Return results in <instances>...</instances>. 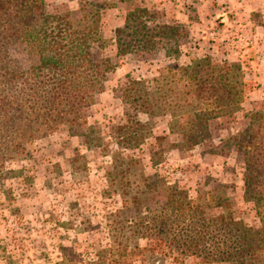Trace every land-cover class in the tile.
<instances>
[{
	"label": "rangeland",
	"instance_id": "obj_1",
	"mask_svg": "<svg viewBox=\"0 0 264 264\" xmlns=\"http://www.w3.org/2000/svg\"><path fill=\"white\" fill-rule=\"evenodd\" d=\"M44 2L47 10L69 12L75 20L85 11L92 14L98 9L100 13L104 43L96 50L116 68L85 112L107 149H87L80 137L61 130L35 141L30 157L0 167V264H91L102 250L106 257L115 253L116 264H198L192 258L177 262L164 255L166 251L156 252L155 258L145 256L150 253L147 240L127 229L121 233L127 241L114 240L110 220L123 207L108 175L113 171L111 155L118 151L140 161L135 172L158 175L167 186L186 190L191 198L209 197L228 204L208 209L209 214H231L258 228L264 209L244 199L241 156L220 140L243 128L246 120L240 117L227 130L216 122L210 138L192 149L170 133L167 117L160 114L137 115L144 123V142L137 148L117 147L113 127L124 125L130 112L122 98L129 78L150 79L170 64L188 65L204 57L213 64L238 65L246 90L244 112L264 110V0ZM136 7L150 12L143 20L151 31L144 32L154 44L149 50L140 48L119 56L115 29L124 26L127 12ZM131 37L124 39L129 42ZM133 181L137 183L138 177ZM156 195L149 203L153 207L163 200ZM132 211L124 220L135 215ZM118 220L122 221L119 227L130 224Z\"/></svg>",
	"mask_w": 264,
	"mask_h": 264
},
{
	"label": "trees",
	"instance_id": "obj_2",
	"mask_svg": "<svg viewBox=\"0 0 264 264\" xmlns=\"http://www.w3.org/2000/svg\"><path fill=\"white\" fill-rule=\"evenodd\" d=\"M97 10L75 20L69 12L47 10L44 0H0V167L30 157L35 141L61 130L80 137L87 149H107L85 112L116 68L96 50L104 43ZM145 16H151L149 10L136 7L127 12L124 26L115 29L119 56L153 46L146 39L151 28ZM128 35L129 42L124 39ZM174 51L178 56V46ZM245 96L238 65L213 64L208 57L170 64L150 79L129 78L122 98L130 112L124 125L113 127L115 145L133 149L144 142L140 112L166 116L170 133L188 149L210 138L216 122L227 130L244 119L243 128L220 140L241 156L244 199L264 209V110L244 112ZM111 159L108 180L123 207L110 220L116 242L127 241L121 234L127 229L147 240L150 253L145 256L166 251L181 263L192 258L198 264H264V215L258 228L231 214L211 215L208 209L228 204L191 198L158 175L135 172L140 161L121 151ZM155 194L163 200L153 207L149 203ZM132 210L135 215L125 219L130 224L119 227L118 218L127 222L124 217ZM102 251L91 264L117 263L115 253L106 257Z\"/></svg>",
	"mask_w": 264,
	"mask_h": 264
}]
</instances>
